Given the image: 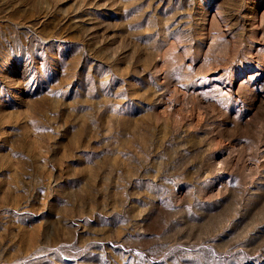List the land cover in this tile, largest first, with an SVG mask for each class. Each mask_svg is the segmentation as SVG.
Masks as SVG:
<instances>
[{"label":"rangeland","instance_id":"obj_1","mask_svg":"<svg viewBox=\"0 0 264 264\" xmlns=\"http://www.w3.org/2000/svg\"><path fill=\"white\" fill-rule=\"evenodd\" d=\"M0 264H264V0H0Z\"/></svg>","mask_w":264,"mask_h":264}]
</instances>
